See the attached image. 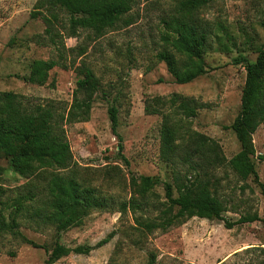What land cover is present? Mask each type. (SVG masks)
Here are the masks:
<instances>
[{
  "label": "rangeland",
  "instance_id": "1",
  "mask_svg": "<svg viewBox=\"0 0 264 264\" xmlns=\"http://www.w3.org/2000/svg\"><path fill=\"white\" fill-rule=\"evenodd\" d=\"M176 1L135 0L126 14L129 25L119 23L92 41L82 30L75 38L63 39L65 49L76 50H66L65 68L54 67L45 84L36 86L25 81L30 61L58 56L44 35L45 25L40 18L44 8H36L37 0H0V93L65 105L70 103L76 80L73 68L80 62L89 67L98 79L99 91L87 121L64 125L65 138L72 160L79 167L78 176L117 202L138 199L128 184L130 176L171 182L170 169L158 156L161 118L145 114V99L170 94L192 98L201 106L193 118L184 121L186 128L214 140L226 160L239 150L227 127L238 111L244 70L232 65L231 60L241 54L253 61L256 50L264 49V0H206L194 17L214 27L218 42L202 55L206 72L187 84L173 83L163 63L155 59V54L165 48L161 21L172 13ZM54 11V31L64 33L60 26L66 23V15ZM80 47L83 54L77 58L75 53ZM110 101L117 107L116 132L127 166L116 156L117 140L106 113V102ZM163 112L168 114L169 110ZM169 121L172 125V117ZM251 143V159L264 190V124L253 132ZM5 144L2 146L0 141V223L13 220L15 227L0 231V264H46L44 248L33 247L23 238L46 249L54 242L70 249L90 248L85 255L69 253L52 264H149L148 253L154 256L153 264H261L264 196L251 177L240 182L227 167L214 171L217 195L227 209L221 213L222 220L191 217L165 233L141 234L134 228L128 210L121 214L114 208L91 211L79 226L55 237L48 225L32 221L23 213L13 218L10 208H4V201L25 183L9 167L4 152L9 144ZM146 196L150 208L145 215L153 216L155 205L163 199V190L155 186ZM252 213L257 221L232 225L230 229L223 226V222L233 223ZM109 233L111 238L106 244L94 247Z\"/></svg>",
  "mask_w": 264,
  "mask_h": 264
},
{
  "label": "trees",
  "instance_id": "2",
  "mask_svg": "<svg viewBox=\"0 0 264 264\" xmlns=\"http://www.w3.org/2000/svg\"><path fill=\"white\" fill-rule=\"evenodd\" d=\"M135 0H37L36 8H44L41 14L44 35L58 56L56 59L32 60L28 66L25 81L28 84L43 86L48 72L54 67L65 68L63 39L75 38L77 31L87 32L89 40L100 38L109 29L130 24L126 14ZM206 4V0H177L172 13L162 23L161 40L165 48L155 54L175 84H187L204 74L205 63L202 55L212 49L218 37L214 27L194 17L196 11ZM54 10L66 15V23L60 26L62 32L54 31ZM32 17V15H30ZM217 38V39H216ZM80 47L75 57H80ZM72 64V62H71ZM244 70L238 111L228 125L238 143L239 150L228 160L223 156L217 143L199 133L189 131L185 120L193 118L201 105L189 97L170 94L168 97H152L144 100L146 115L157 114L161 118L158 128V156L170 169L171 182H161L148 176H130L128 184L138 199L117 202L103 194L96 186L78 176L79 167L73 162L64 125L85 122L89 118L91 106L99 91L98 79L84 63L73 68L76 77L70 103L60 105L52 100L35 101L9 92L0 93V141L9 148L4 152L12 172L25 180L16 189L13 197L3 203L10 208L13 218L24 214L32 221L48 225L57 237L60 232L79 226L91 211H112L131 214L134 228L140 233L155 231L165 233L172 227L183 224L191 217L207 220H222L221 213L227 211L225 201L217 195L213 173L220 167H227L243 182L251 177L258 184L262 196L263 185L258 182L251 157L254 150L251 135L260 124H264V49L258 48L253 61L238 54L231 60ZM71 66V65H70ZM105 98L106 93L101 92ZM112 101L114 99H111ZM107 103V117L110 131L117 140L116 156L127 166L122 155L120 137L116 132L117 107ZM163 109L169 110L168 114ZM173 119V124L169 120ZM6 140V141H4ZM8 152L6 153V151ZM155 186L163 190V199L155 205V215H145L150 205L146 194ZM175 193V196L173 195ZM139 212L135 215V212ZM255 213L244 214L233 223L223 222L225 229L232 225L257 221ZM14 221L0 223V231H11ZM264 226V222H263ZM109 233L94 247L106 244ZM47 254L46 264L69 253L87 254L89 247L76 246L72 249L54 242ZM261 264H264V248ZM149 255V264L154 256ZM108 264H114L109 262Z\"/></svg>",
  "mask_w": 264,
  "mask_h": 264
}]
</instances>
